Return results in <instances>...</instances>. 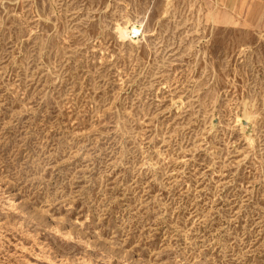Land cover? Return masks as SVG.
<instances>
[{
  "label": "rangeland",
  "instance_id": "1",
  "mask_svg": "<svg viewBox=\"0 0 264 264\" xmlns=\"http://www.w3.org/2000/svg\"><path fill=\"white\" fill-rule=\"evenodd\" d=\"M0 264H264V7L0 0Z\"/></svg>",
  "mask_w": 264,
  "mask_h": 264
},
{
  "label": "crops",
  "instance_id": "2",
  "mask_svg": "<svg viewBox=\"0 0 264 264\" xmlns=\"http://www.w3.org/2000/svg\"><path fill=\"white\" fill-rule=\"evenodd\" d=\"M221 10L228 15L246 12L250 7H264V0H212Z\"/></svg>",
  "mask_w": 264,
  "mask_h": 264
},
{
  "label": "bare ground",
  "instance_id": "3",
  "mask_svg": "<svg viewBox=\"0 0 264 264\" xmlns=\"http://www.w3.org/2000/svg\"><path fill=\"white\" fill-rule=\"evenodd\" d=\"M118 31H119V34H120L121 37L124 38V37L127 36V33L123 29L118 28ZM136 32H137V29H134L133 33H136Z\"/></svg>",
  "mask_w": 264,
  "mask_h": 264
}]
</instances>
